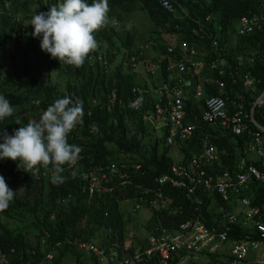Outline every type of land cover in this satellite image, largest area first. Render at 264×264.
Here are the masks:
<instances>
[{
    "label": "trees",
    "instance_id": "16d2710c",
    "mask_svg": "<svg viewBox=\"0 0 264 264\" xmlns=\"http://www.w3.org/2000/svg\"><path fill=\"white\" fill-rule=\"evenodd\" d=\"M175 1L188 7L192 16L211 13L222 23L258 12L262 5V0ZM58 2L60 0H0V49L7 48L12 42L16 44L12 63L4 65L0 62V95L15 108L12 116L0 121V130L11 135L17 127L38 120L48 106L64 96H70L73 101L79 98L84 109L82 123L68 137L70 144L82 149V157L75 166H64L63 182L53 183L47 169L26 172L19 161L0 160V176L15 191L9 207L0 212V250L5 252L8 264H101L95 253L79 249L74 242L86 241L106 251L116 249L119 255H129L136 246H144L147 235L157 234L162 228L174 231L194 213V203L185 196L182 188L166 186L164 189L171 199V213L155 211L146 204L132 210L133 202L130 207V201L127 203L126 200L140 194V187L120 185L111 175L98 181L94 189L97 188L89 193V182L80 174L110 163L119 167L121 162L129 165L133 161L143 170L141 174L132 175L133 183L152 185L153 178L168 171L173 163V151L176 150L178 159L185 162L198 150L194 141L199 140V133L193 141L173 146L166 144L163 134L154 135L155 129L143 120V114L151 110L156 100L154 97H149L140 110L128 107L131 87L149 86L150 82H142L144 80L126 64V55H138L141 51L145 55L146 51L148 58H155V52H165L167 45L177 48L183 41L190 43L199 38L198 33L191 32L192 25L187 21L164 10L159 0H110V23L95 33L98 48L94 53L106 54L105 65L91 60L93 52L79 68L60 65L58 60L41 50L42 38L32 36L33 27L29 24L34 14L48 12L49 7ZM87 2L91 4L93 0ZM136 6L148 14L152 25L146 29L145 39L135 44L138 36L143 38L136 25L126 29L111 23L114 20L121 24L128 22ZM181 6L178 9L183 12ZM253 34L262 39L259 60H263L264 28L236 42L232 53L246 51L248 43L253 42H248ZM206 41L210 42L211 38ZM18 51L24 62L22 66L16 61ZM143 65V62L137 65L139 73ZM53 74L59 87L51 82ZM113 89L116 98L109 103L108 95ZM257 118L264 126V107ZM212 129L205 127L219 149L220 170L227 167L236 171V161L245 153L243 140ZM109 187H112L110 191ZM247 195L261 205L264 188L252 182ZM207 205L205 201L203 209L209 218ZM143 208L148 209L150 215L141 222L133 215ZM130 226L140 227L145 236L136 235ZM48 252L53 255L50 259L45 256Z\"/></svg>",
    "mask_w": 264,
    "mask_h": 264
},
{
    "label": "built area",
    "instance_id": "2783aa9c",
    "mask_svg": "<svg viewBox=\"0 0 264 264\" xmlns=\"http://www.w3.org/2000/svg\"><path fill=\"white\" fill-rule=\"evenodd\" d=\"M159 2L164 10L175 13L174 0ZM183 10L185 14L178 17L189 18L192 32L199 38L193 43L183 42L178 50L168 46L155 60L132 56L131 71L140 76L137 64L143 62L144 74L153 82L149 86L133 85L127 104L140 110L149 97H154L143 120L163 134L170 146L193 141L199 133V140L194 141L198 151L185 162L174 160L168 171L153 178L152 185L133 183L132 175L143 173L141 165L133 161L83 171L80 177L89 182V193L94 192L98 181L111 175L120 185L140 187V194L126 200L133 202L132 210L146 204L155 211L171 213V199L164 189L182 188L194 203V213L174 231L162 228L147 235L144 246H136L129 255L86 241L74 242L79 249L95 253L101 264H264V201L259 205L246 194L252 182L264 188V126L257 118L264 107L260 36L253 34L248 39L253 42L246 51L232 53L236 42L263 30L264 0L258 12L240 16L224 29L220 24L217 32L213 29L215 35L212 14L194 17L186 7ZM115 95L111 90L109 103L115 101ZM206 126L243 140L245 153L236 161V171L227 167L220 170L219 149ZM205 201L210 203L209 218L204 214ZM45 256L50 259L53 255L48 252ZM0 264H8L2 250Z\"/></svg>",
    "mask_w": 264,
    "mask_h": 264
},
{
    "label": "clouds",
    "instance_id": "9594fccd",
    "mask_svg": "<svg viewBox=\"0 0 264 264\" xmlns=\"http://www.w3.org/2000/svg\"><path fill=\"white\" fill-rule=\"evenodd\" d=\"M109 1L93 0L89 4L87 0H60L49 7L48 12L32 16L29 22L33 27L32 36L42 38L41 50L58 60L60 65L79 68L92 52L91 60L95 59L103 64L107 58L106 54L94 53L98 48L95 33L110 23ZM174 3L178 5L176 1ZM184 7L181 6L182 9ZM111 24L118 28L131 27L129 22L121 24L116 20ZM123 52L126 53L127 49L124 48ZM143 55L142 51L138 55H126V64L131 66L132 56L139 59L148 58L146 51ZM13 113L14 108L9 100L0 95V121ZM83 116V102L79 98L75 101L70 96L56 99L40 114L38 120H30L26 125L17 127L11 135L6 130H0V140L3 141L0 143V160L19 161V165H22L26 172L38 168L47 169L51 172L53 183L63 182L64 166L73 167L81 159L82 149L70 144L68 137L77 125L82 123ZM16 124H20L19 119ZM14 195L15 191L11 190L4 177L0 176V212L9 207Z\"/></svg>",
    "mask_w": 264,
    "mask_h": 264
},
{
    "label": "rangeland",
    "instance_id": "374dc122",
    "mask_svg": "<svg viewBox=\"0 0 264 264\" xmlns=\"http://www.w3.org/2000/svg\"><path fill=\"white\" fill-rule=\"evenodd\" d=\"M132 14H131L130 18H132ZM138 15L143 16L144 19H141L139 21L138 18H140V16H138ZM134 22H135L136 26L138 25L137 26L138 32H140L143 35V38H141V36H138L136 38V40H135V44H136L139 41L145 39L144 36L148 35L146 29L148 28V26L150 27L152 25V21H151L150 17L148 16V14L146 12L138 11V12H134ZM15 49H16V44L14 42H12L11 45L9 44V46L7 48L0 49V62L2 64H4V65L9 64L10 62L12 63V55L14 54ZM21 60H22V56L19 54V51H18V54H17V57H16V61L22 66L24 64V62H21ZM145 76L147 77L146 74H145ZM51 82H53V83L58 85V82L56 81L54 74L52 75ZM58 87H59V85H58ZM14 110H15V108H14ZM156 132L157 133H154V135H156V134L160 135V132H158V131H156ZM173 150H175V148H173ZM171 156L174 158V160H178V154H177L176 150L171 153ZM127 203H128V201H127ZM129 205L131 207V205H132L131 201L129 202ZM149 215H150L149 210L146 209V208H143V209L139 210L133 216H134L135 219H138V220H140L142 222V221H145L149 217ZM130 227H131V230L136 235L145 236L144 232L141 231L140 227H136V226H130Z\"/></svg>",
    "mask_w": 264,
    "mask_h": 264
},
{
    "label": "crops",
    "instance_id": "0c3cea01",
    "mask_svg": "<svg viewBox=\"0 0 264 264\" xmlns=\"http://www.w3.org/2000/svg\"><path fill=\"white\" fill-rule=\"evenodd\" d=\"M138 11H140V10H138L137 9V6H136V8L134 9V10H132V12L130 13V14H132V18H130V20L128 21L129 23H131V26L133 25H135V22H134V12H138ZM179 13H181V14H185V12L183 11H180L179 9H178V5H177V8H176V11H175V13H171V14H173V16L175 17V18H177V19H179V20H182V21H187V24L188 25H192V23H191V21L189 20V18H187V17H184V18H180V17H178V14ZM211 14V13H210ZM131 16V15H130ZM138 16H140V18H138V20L140 21L141 19H144V17L143 16H141V15H138ZM212 16L214 17V25L213 26H211L212 27V32H213V34L215 35V33L217 32L216 31V28H217V26H220V24L223 26V29H224V26L225 25H227L228 23H222L221 21H217V18L212 14ZM234 21V20H233ZM127 22V23H128ZM138 26V25H137ZM136 26V27H137ZM193 26V25H192ZM192 28V27H191ZM213 29L216 31H213ZM260 34H262V33H259V35ZM260 41H262V39H260ZM183 42H185V43H189V42H187V41H183ZM183 42H181L180 44H178L177 46V48H174L173 46V48L175 49V50H178V49H180V46H181V44L183 43ZM190 43H193V41L192 42H190ZM168 46H171V45H167L166 46V49H167V47ZM156 54H155V58H151L152 60H155L159 55H162V54H165L166 53V50H165V52H163V53H159V52H155ZM139 70H141V73H139L140 74V76H138V78H140V79H144V81H146V80H148V82H151V80H152V82H153V79H152V77H151V80H150V78L149 77H146L145 76V67L144 68H142V67H140L139 68ZM230 134V133H229ZM232 135V134H231ZM244 144V143H243ZM198 149H199V147H198ZM198 151V150H197ZM245 151V150H244ZM221 156V155H220ZM221 166H222V164H221ZM220 168H222V167H220ZM248 192V191H247ZM247 192H246V194H247ZM251 198V197H250ZM252 199V198H251ZM208 202V201H207ZM208 205H210V203H208ZM208 205H207V207H208ZM209 210H210V208H208ZM209 214H210V217H211V210L209 211Z\"/></svg>",
    "mask_w": 264,
    "mask_h": 264
}]
</instances>
